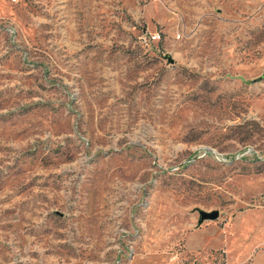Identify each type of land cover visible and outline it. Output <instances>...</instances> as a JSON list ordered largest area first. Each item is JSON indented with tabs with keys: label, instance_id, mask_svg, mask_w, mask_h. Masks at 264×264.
<instances>
[{
	"label": "rangeland",
	"instance_id": "obj_1",
	"mask_svg": "<svg viewBox=\"0 0 264 264\" xmlns=\"http://www.w3.org/2000/svg\"><path fill=\"white\" fill-rule=\"evenodd\" d=\"M0 264H264V0H0Z\"/></svg>",
	"mask_w": 264,
	"mask_h": 264
},
{
	"label": "water",
	"instance_id": "obj_2",
	"mask_svg": "<svg viewBox=\"0 0 264 264\" xmlns=\"http://www.w3.org/2000/svg\"><path fill=\"white\" fill-rule=\"evenodd\" d=\"M200 219L199 223H203L206 220H216L220 216L219 210H212V211H206V210H199Z\"/></svg>",
	"mask_w": 264,
	"mask_h": 264
},
{
	"label": "built area",
	"instance_id": "obj_3",
	"mask_svg": "<svg viewBox=\"0 0 264 264\" xmlns=\"http://www.w3.org/2000/svg\"><path fill=\"white\" fill-rule=\"evenodd\" d=\"M12 1H13V2H18L19 0H12ZM160 37H161L160 34H153V35H152V38H153V39H160ZM208 152H213V153H215V156L217 157V159H218L219 161H221V162H222V161H226V159L219 157V156H218L219 154H217V153H216L215 151H213V150H207V151H205V152H204V155L207 154Z\"/></svg>",
	"mask_w": 264,
	"mask_h": 264
}]
</instances>
